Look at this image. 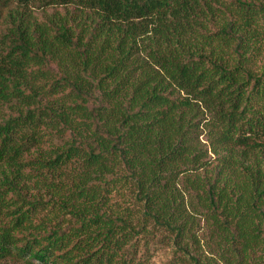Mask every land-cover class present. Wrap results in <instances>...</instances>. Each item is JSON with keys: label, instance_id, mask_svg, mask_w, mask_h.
Instances as JSON below:
<instances>
[{"label": "trees", "instance_id": "16d2710c", "mask_svg": "<svg viewBox=\"0 0 264 264\" xmlns=\"http://www.w3.org/2000/svg\"><path fill=\"white\" fill-rule=\"evenodd\" d=\"M264 264V0H0V264Z\"/></svg>", "mask_w": 264, "mask_h": 264}, {"label": "rangeland", "instance_id": "374dc122", "mask_svg": "<svg viewBox=\"0 0 264 264\" xmlns=\"http://www.w3.org/2000/svg\"><path fill=\"white\" fill-rule=\"evenodd\" d=\"M171 260L169 252H158L155 259L153 260L154 264H166Z\"/></svg>", "mask_w": 264, "mask_h": 264}]
</instances>
